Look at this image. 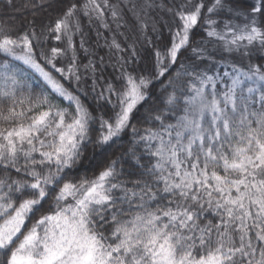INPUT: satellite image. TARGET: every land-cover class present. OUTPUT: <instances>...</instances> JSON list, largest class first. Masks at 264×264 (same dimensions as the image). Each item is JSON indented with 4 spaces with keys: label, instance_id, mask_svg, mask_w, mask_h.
Wrapping results in <instances>:
<instances>
[{
    "label": "snow or ice",
    "instance_id": "snow-or-ice-1",
    "mask_svg": "<svg viewBox=\"0 0 264 264\" xmlns=\"http://www.w3.org/2000/svg\"><path fill=\"white\" fill-rule=\"evenodd\" d=\"M55 2L0 0V264H264V0H65L41 18ZM9 9L32 19L18 28ZM106 10L149 44L164 13L170 38L147 74L120 57L108 80L89 60L94 114L74 37L82 17L110 27ZM129 129L124 153L71 175Z\"/></svg>",
    "mask_w": 264,
    "mask_h": 264
},
{
    "label": "trees",
    "instance_id": "trees-1",
    "mask_svg": "<svg viewBox=\"0 0 264 264\" xmlns=\"http://www.w3.org/2000/svg\"><path fill=\"white\" fill-rule=\"evenodd\" d=\"M19 2V0H18ZM65 0H56L53 4L52 8H49L47 12L41 13V18L44 19H55L56 14L62 10V4ZM110 3L115 4L118 3L119 0H109ZM123 7V5H121ZM2 11V10H0ZM51 13V15H49ZM155 18H158L156 22V26L158 31L153 32L151 30L152 21H149V29L147 32V36L151 39L152 43L149 44L139 31L138 25H135V21L132 19L131 15L125 11L124 20L121 22L124 26L117 28L116 22H114L110 16V14L106 10V20L109 24V28H104L101 26L99 21L93 19L89 22L88 18H81V26L82 32L76 34L75 38H82L84 41V47H80V43L76 45L77 55H78V63L80 65V73L82 77L87 78V84L83 85L86 90L89 92L87 98L84 99V102L87 106H89L93 113H97V101L94 99L95 93L91 92V73L85 71L84 65L88 64L89 60L93 61L97 68V76H102L108 80L115 81V78L120 74V67L118 65V58L123 57L128 61V67L136 68L140 72H144L147 74L152 71L153 60L154 57L151 55V51L153 48H163V46L169 40V32L167 27H163L164 21L170 22V17L165 15L164 13H152ZM9 16H15V20H10L9 23L14 24L16 27H20L22 24H26L28 20L32 19L30 13L21 15L19 13L13 12L11 9L8 10V14L4 16V19L7 20ZM163 17V20L160 17ZM202 30L198 27L195 32L194 39H200L203 36ZM115 40L120 43L121 48L124 49L122 52H117L115 48L111 47L112 40ZM129 45H134L137 51V57H132V50ZM50 46H63L62 44L57 45V42L54 40H50L44 47L47 49ZM84 49H87L85 52ZM209 49L212 50V45H209ZM187 55V53H185ZM102 58V60H101ZM67 61H62V64H66ZM221 71L224 69L221 68ZM172 74H175V69H173ZM98 80L99 85H103L105 83V79ZM163 79V84L159 81L155 82V85L152 89V96L154 101L156 102L157 107H163L162 101L166 96L167 92L164 88V85L167 84V79ZM34 92H39V88L36 85H33ZM100 88H97L99 91ZM167 91H171V89H167ZM114 99V98H113ZM67 101L62 102V106H67ZM100 103H103L101 101ZM152 101L149 104L144 105L139 109L136 113V118L133 120V124H135L138 128L143 129L148 125L143 123L145 116L147 115V109L152 105ZM105 108L110 112V106L105 105ZM94 131L92 133L93 136L98 133L95 131L98 128V125H94ZM132 146V136L131 130L129 129L113 144L110 148H106L105 150L94 149L93 146H89L84 153L83 159L77 164L75 167L73 175L75 178H80L81 176L87 175L88 177H92L97 174L99 170L107 163L108 160L114 159L124 153L129 147ZM125 170H127V164H125ZM47 207V205H45Z\"/></svg>",
    "mask_w": 264,
    "mask_h": 264
},
{
    "label": "rangeland",
    "instance_id": "rangeland-1",
    "mask_svg": "<svg viewBox=\"0 0 264 264\" xmlns=\"http://www.w3.org/2000/svg\"><path fill=\"white\" fill-rule=\"evenodd\" d=\"M154 17H155V16H154ZM157 20H158V18H156V22H157ZM135 25H136V22H135ZM108 28H109V27H108ZM81 40H82L81 37H79L78 41H77V39L74 37V43H75V45H78V43H80Z\"/></svg>",
    "mask_w": 264,
    "mask_h": 264
}]
</instances>
